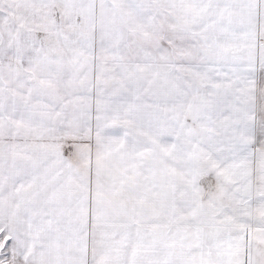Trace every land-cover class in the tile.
<instances>
[{
    "label": "snow or ice",
    "instance_id": "6c2138e0",
    "mask_svg": "<svg viewBox=\"0 0 264 264\" xmlns=\"http://www.w3.org/2000/svg\"><path fill=\"white\" fill-rule=\"evenodd\" d=\"M0 264H264V0H0Z\"/></svg>",
    "mask_w": 264,
    "mask_h": 264
}]
</instances>
